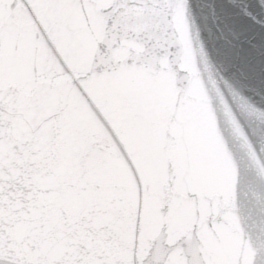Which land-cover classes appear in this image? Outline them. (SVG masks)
I'll list each match as a JSON object with an SVG mask.
<instances>
[{
	"label": "snow or ice",
	"instance_id": "obj_1",
	"mask_svg": "<svg viewBox=\"0 0 264 264\" xmlns=\"http://www.w3.org/2000/svg\"><path fill=\"white\" fill-rule=\"evenodd\" d=\"M0 264H264V0H0Z\"/></svg>",
	"mask_w": 264,
	"mask_h": 264
}]
</instances>
